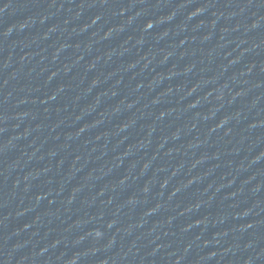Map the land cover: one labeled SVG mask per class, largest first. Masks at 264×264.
<instances>
[{
	"label": "water",
	"instance_id": "95a60500",
	"mask_svg": "<svg viewBox=\"0 0 264 264\" xmlns=\"http://www.w3.org/2000/svg\"><path fill=\"white\" fill-rule=\"evenodd\" d=\"M259 49H260V65H261V84L264 107V0H256Z\"/></svg>",
	"mask_w": 264,
	"mask_h": 264
}]
</instances>
